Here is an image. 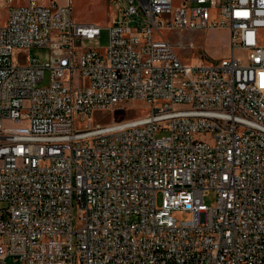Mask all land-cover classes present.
I'll return each instance as SVG.
<instances>
[{
  "label": "built area",
  "instance_id": "built-area-1",
  "mask_svg": "<svg viewBox=\"0 0 264 264\" xmlns=\"http://www.w3.org/2000/svg\"><path fill=\"white\" fill-rule=\"evenodd\" d=\"M0 1V264H264V0H110L104 52L73 0Z\"/></svg>",
  "mask_w": 264,
  "mask_h": 264
},
{
  "label": "rangeland",
  "instance_id": "rangeland-1",
  "mask_svg": "<svg viewBox=\"0 0 264 264\" xmlns=\"http://www.w3.org/2000/svg\"><path fill=\"white\" fill-rule=\"evenodd\" d=\"M174 5L180 3V0H174ZM8 4L0 1V15L5 13ZM73 17L80 22H94L102 26L101 35L93 39H83L81 45L83 47H95L101 52H104L109 43V29L107 28L112 13L115 10L110 0H73L72 4ZM174 40L179 38L189 41L193 40L194 48L192 50H183L184 58L187 62L192 64L217 61L230 55L229 45V32L219 31L218 29H205V30H183L181 35L173 34ZM23 54L38 57L40 60L45 61L48 58V50L46 48H32ZM22 54L17 52L15 58H19ZM49 80V72L45 71V81ZM149 104L143 100L134 102H125L122 109H117L115 112L109 110H95L92 115L86 119L87 124L102 123L105 124L112 120H119L122 118L132 117L138 113H143L149 108ZM77 127H83V122H77ZM166 134V131H158L157 136ZM158 202L160 203L162 194L158 193ZM215 200V193L211 192L206 197L207 204H211ZM5 203L0 201V207ZM178 219L186 218L189 215L176 214ZM8 264H13L12 259H7Z\"/></svg>",
  "mask_w": 264,
  "mask_h": 264
},
{
  "label": "crops",
  "instance_id": "crops-1",
  "mask_svg": "<svg viewBox=\"0 0 264 264\" xmlns=\"http://www.w3.org/2000/svg\"><path fill=\"white\" fill-rule=\"evenodd\" d=\"M219 31H222V30H224V31H228L227 29H224V28H221V29H218Z\"/></svg>",
  "mask_w": 264,
  "mask_h": 264
}]
</instances>
